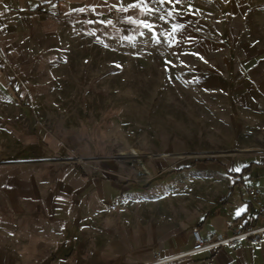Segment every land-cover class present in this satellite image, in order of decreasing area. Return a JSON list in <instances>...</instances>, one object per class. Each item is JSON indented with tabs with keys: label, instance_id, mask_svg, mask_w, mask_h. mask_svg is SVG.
I'll list each match as a JSON object with an SVG mask.
<instances>
[{
	"label": "crops",
	"instance_id": "1",
	"mask_svg": "<svg viewBox=\"0 0 264 264\" xmlns=\"http://www.w3.org/2000/svg\"><path fill=\"white\" fill-rule=\"evenodd\" d=\"M250 4L0 0V100L8 94L4 66L17 63V34L59 32L67 15L102 16L152 48L170 65L166 78L184 88L168 100L170 151L226 160L200 163L198 183L175 184L176 173L138 194L134 184L105 177L120 175L111 167L87 173L35 157L33 135L13 130L11 105L0 101V264H264V241L181 257L195 229L209 239L262 222L245 193L252 186L264 196V39L247 22ZM20 113L32 130L33 119Z\"/></svg>",
	"mask_w": 264,
	"mask_h": 264
},
{
	"label": "rangeland",
	"instance_id": "2",
	"mask_svg": "<svg viewBox=\"0 0 264 264\" xmlns=\"http://www.w3.org/2000/svg\"><path fill=\"white\" fill-rule=\"evenodd\" d=\"M249 7L247 22L257 25L254 34L264 39V0H251ZM64 19L59 32L17 34V63L4 66L9 77L3 90L8 94L0 101L17 105L5 114L14 121L13 130L33 135L35 157L48 156L51 163L63 161L87 173L111 167L120 175L109 171L105 177L134 184L136 193L146 195L176 173L175 184L198 183L204 167L200 163H213L215 168L225 163V153L170 151L168 100L184 88L166 78L170 65L159 62L152 48L140 47L120 27L106 26L102 16L88 13ZM23 110L33 119L32 130L25 127ZM132 150L148 157L149 176L124 160ZM191 166L196 168L192 172Z\"/></svg>",
	"mask_w": 264,
	"mask_h": 264
},
{
	"label": "built area",
	"instance_id": "3",
	"mask_svg": "<svg viewBox=\"0 0 264 264\" xmlns=\"http://www.w3.org/2000/svg\"><path fill=\"white\" fill-rule=\"evenodd\" d=\"M132 152L135 151L132 150L130 153ZM245 191L249 203L254 207L258 219H262V222L252 224L242 230H235L230 234L213 233L209 239H204L199 230L195 229L193 232V246L189 252L181 255V257H191L209 249L234 248L243 241L252 244H261L264 241V196L260 189L252 186L246 187ZM165 262L167 260H157L151 264H163Z\"/></svg>",
	"mask_w": 264,
	"mask_h": 264
},
{
	"label": "bare ground",
	"instance_id": "4",
	"mask_svg": "<svg viewBox=\"0 0 264 264\" xmlns=\"http://www.w3.org/2000/svg\"><path fill=\"white\" fill-rule=\"evenodd\" d=\"M147 158L148 157L142 156L139 152L135 151V152L130 153L129 156H125L124 160L130 161L133 164L139 166L142 176L146 177L150 175L149 170L145 166V162L147 161Z\"/></svg>",
	"mask_w": 264,
	"mask_h": 264
},
{
	"label": "trees",
	"instance_id": "5",
	"mask_svg": "<svg viewBox=\"0 0 264 264\" xmlns=\"http://www.w3.org/2000/svg\"><path fill=\"white\" fill-rule=\"evenodd\" d=\"M192 168V167H191Z\"/></svg>",
	"mask_w": 264,
	"mask_h": 264
}]
</instances>
